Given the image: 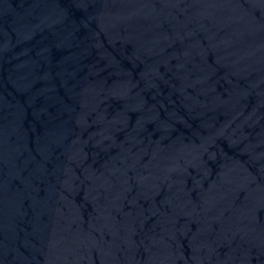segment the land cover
<instances>
[{"label":"water","instance_id":"1","mask_svg":"<svg viewBox=\"0 0 264 264\" xmlns=\"http://www.w3.org/2000/svg\"><path fill=\"white\" fill-rule=\"evenodd\" d=\"M0 264H264V0H0Z\"/></svg>","mask_w":264,"mask_h":264}]
</instances>
